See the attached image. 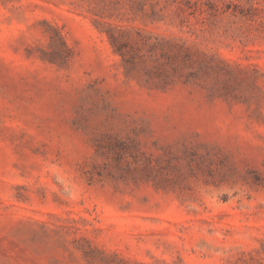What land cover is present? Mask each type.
<instances>
[{
	"label": "rangeland",
	"instance_id": "374dc122",
	"mask_svg": "<svg viewBox=\"0 0 264 264\" xmlns=\"http://www.w3.org/2000/svg\"><path fill=\"white\" fill-rule=\"evenodd\" d=\"M0 264H264V0H0Z\"/></svg>",
	"mask_w": 264,
	"mask_h": 264
}]
</instances>
